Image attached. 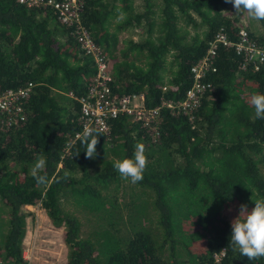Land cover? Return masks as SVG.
I'll use <instances>...</instances> for the list:
<instances>
[{"label": "trees", "instance_id": "16d2710c", "mask_svg": "<svg viewBox=\"0 0 264 264\" xmlns=\"http://www.w3.org/2000/svg\"><path fill=\"white\" fill-rule=\"evenodd\" d=\"M83 3L81 21L107 55L112 91L142 92L147 107L161 98H183L190 66L218 29L233 39L244 27L264 44V21L244 11L226 15L235 9L225 0ZM251 22L259 32L251 30ZM94 73L93 60L81 52L71 28L50 10L0 0V91L33 85L22 102L23 122L6 125L0 112V214H8L0 217V259L27 264L23 208L39 204L52 225L63 228L70 249L66 264H264V257L250 261L229 244L238 206L251 210L254 200L264 199V119L255 117L249 103L253 93H264V64L243 70L231 47L220 48L216 71L208 77L212 87L192 119L164 108L161 121L148 127L121 114L110 121L109 139L98 132L94 159L86 158L80 139L62 157L78 129L77 98ZM137 143L144 144L148 163L143 179L133 184L113 163L132 158ZM40 157L46 159L40 172L48 177L46 184H38L28 170ZM118 194L128 217L114 223L121 209ZM67 203L110 221L83 236ZM144 214H153L158 239L143 226L141 219L150 222ZM222 249L225 255L215 262Z\"/></svg>", "mask_w": 264, "mask_h": 264}, {"label": "built area", "instance_id": "2783aa9c", "mask_svg": "<svg viewBox=\"0 0 264 264\" xmlns=\"http://www.w3.org/2000/svg\"><path fill=\"white\" fill-rule=\"evenodd\" d=\"M17 1L28 9L50 10L61 24L71 28V34L79 49L83 54L91 57L95 66L94 76L91 78L86 92L77 98L80 105L77 116L78 129L68 137L63 147L62 157L69 154L72 145L80 139L79 134L86 126L97 129V132L109 139L110 121L121 114L130 115L148 127L161 121L160 114L164 108L173 115L183 113L192 119L193 112L199 107L202 98L212 87V82L208 77L216 71V58L220 48L231 47L235 55L239 57L243 70L251 68L257 71L264 64V44H258L252 40L244 27L236 31L233 39L220 28L207 42L202 56L190 66L191 83L183 98L177 100L161 98L156 106L147 107L142 92L116 94L112 91L114 78L107 55L95 43L81 21L84 9L83 0ZM32 87V83H28L17 89L0 91V112L5 114L6 125H18L25 120L26 113L22 102L28 98ZM26 207L28 208V206ZM22 255L27 264H32L27 259L24 249ZM224 255L225 250L222 249L214 255L215 262H219ZM0 264L5 263L0 259Z\"/></svg>", "mask_w": 264, "mask_h": 264}, {"label": "clouds", "instance_id": "9594fccd", "mask_svg": "<svg viewBox=\"0 0 264 264\" xmlns=\"http://www.w3.org/2000/svg\"><path fill=\"white\" fill-rule=\"evenodd\" d=\"M225 3H231L236 14L244 11L250 19L264 21V0H225ZM249 103L255 110V117L264 119V93H253ZM99 136L97 129L87 126L79 134L86 158L94 159L96 157ZM80 153L77 151L75 157H78ZM147 163L145 146L142 143H137L133 157L116 160L113 167L122 179L135 184L143 179ZM45 166L46 159L40 157L31 170L32 176L38 184H46L48 181L46 175H40ZM69 175L68 172L64 173L65 178ZM253 204L254 207L251 210L246 205L240 206L239 216L231 222L229 242L233 250H238L242 256L247 257L250 261L264 257V199L254 200ZM242 213L245 214L243 219L240 218Z\"/></svg>", "mask_w": 264, "mask_h": 264}, {"label": "rangeland", "instance_id": "374dc122", "mask_svg": "<svg viewBox=\"0 0 264 264\" xmlns=\"http://www.w3.org/2000/svg\"><path fill=\"white\" fill-rule=\"evenodd\" d=\"M235 15V10H231L226 13V15ZM241 19L246 21V19L241 16ZM250 28L254 32H259L257 25L254 22H251ZM193 32V31H192ZM129 33L125 34L124 37L128 36ZM134 36V34H133ZM36 162V160H35ZM35 162L32 164L31 167L28 168L32 173L31 170L34 167ZM13 169L16 171H21L17 165H13ZM127 182V181H126ZM123 183H120V186ZM110 188V187H109ZM118 204L120 210L116 211V215L114 217V223H117L119 220L118 217L121 216L123 220H125L127 215V210L124 208L123 199L119 196ZM143 196L137 197V202H140V198ZM24 206L23 212L26 214V234L23 244V249L26 251L27 259L32 264H66V261L70 255V249L65 243L63 242V228L54 227L45 212V210L40 207L39 204L37 205H27ZM240 209V206H238ZM65 209L69 212L74 213L79 222L81 224V233L83 236H86L89 233H92L93 230L97 229L101 225H105L109 223L110 218L109 216H105L103 219L96 218L94 216H88L86 213H80V210L74 208V205L71 203H67L65 205ZM75 209V210H74ZM8 214L5 212L0 214V217L7 218ZM145 218L150 222L144 223L141 219L143 226H149L152 228L153 237L155 239L159 238L158 232L154 231L156 229V221L154 219L153 214H144ZM120 223H126V221ZM153 222V223H151ZM125 224V225H126Z\"/></svg>", "mask_w": 264, "mask_h": 264}, {"label": "crops", "instance_id": "0c3cea01", "mask_svg": "<svg viewBox=\"0 0 264 264\" xmlns=\"http://www.w3.org/2000/svg\"><path fill=\"white\" fill-rule=\"evenodd\" d=\"M27 206V205H26ZM67 262V261H66Z\"/></svg>", "mask_w": 264, "mask_h": 264}]
</instances>
